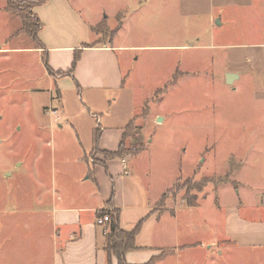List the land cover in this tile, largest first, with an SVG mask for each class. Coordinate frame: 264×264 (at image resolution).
Masks as SVG:
<instances>
[{
	"label": "crops",
	"instance_id": "crops-1",
	"mask_svg": "<svg viewBox=\"0 0 264 264\" xmlns=\"http://www.w3.org/2000/svg\"><path fill=\"white\" fill-rule=\"evenodd\" d=\"M174 1L183 24L188 18L204 20L209 39L201 40L197 32L184 34L183 42L169 45V50L183 52V58L175 59L171 75L160 78L154 92L146 93L134 64L139 56H128L135 46L116 44V36L129 24L125 14L112 27L109 15L83 11L72 0H60L58 5L47 0L33 8L42 23L39 46L20 32L21 20L5 9V0L1 8L9 13L6 17L10 21L17 23L15 31L7 32L5 38L15 37L20 40V50H31L35 64L30 66L31 77L41 81L32 91L48 93L58 104L64 90L76 91L83 105L79 113L52 105L53 111L33 121L32 133L49 132L51 138L41 136L40 140L42 146L52 140L49 146L57 150V156L51 161L49 181L42 178L41 190L33 197L27 196L35 201L34 207L4 211L8 217L3 227L13 230L0 242V264H118L105 249L107 224L97 222L100 213L107 210L118 211L122 230L131 231L140 224L136 248L124 256L129 264H220V259L224 264H264V205L247 204L240 192L236 197L231 190L240 183L237 177L242 173V163L233 159L223 175L203 177L213 179L208 181L212 190L206 193V185L189 204L184 198L172 197V176L155 175L147 147L139 139L141 135L147 138L166 120L159 108L164 99L157 91L165 88L163 93L184 75L195 72L216 70L221 81L235 92L247 85L262 123L264 0ZM139 2L141 8L143 2ZM162 11L170 10L165 5ZM102 21L110 30L115 29L107 40H99L101 34L93 30ZM226 22L244 24L239 32L241 40L236 39L235 30L222 36L214 34V27L221 29ZM215 37L222 41L216 43ZM154 47L164 51L167 46ZM76 49L80 51L79 59L67 72ZM43 50L53 74L44 65ZM153 55L150 59L160 63L159 70L169 63L167 54L157 58ZM58 71L65 73L59 75ZM54 125L57 130L52 128ZM11 129L7 127L8 135ZM17 129L21 131V125ZM2 142L5 145V138L0 139V145ZM122 143L140 150L123 157L105 156L116 152ZM226 157L229 160L230 156ZM16 163L20 166L19 161ZM15 230L23 231L26 237L16 238Z\"/></svg>",
	"mask_w": 264,
	"mask_h": 264
},
{
	"label": "rangeland",
	"instance_id": "rangeland-1",
	"mask_svg": "<svg viewBox=\"0 0 264 264\" xmlns=\"http://www.w3.org/2000/svg\"><path fill=\"white\" fill-rule=\"evenodd\" d=\"M139 1L72 0L83 11L101 13L102 17L111 16L109 24L112 27L126 15L129 24L116 36V44L135 46L134 51H128V56L132 53L139 56L134 64L142 89L148 93L154 92L160 78L171 75L175 59L183 58V52L175 53L168 46L183 42L184 34L192 36L197 32L201 40L206 38L208 41L209 30L204 20L200 19L188 18L183 24V18L176 14L174 0H141V8ZM53 2L58 5L60 0ZM4 3L5 0H0V139L5 138V145L3 142L0 145L1 243L13 230L12 227H3L8 217L4 211L34 207L35 201L27 196L33 197L41 190L42 178L49 181L52 176L51 161L53 156H57V150L52 151L53 146H49L52 140L51 144L44 142L42 146L40 137L49 139L50 133L45 130L44 134L32 133L33 121L53 111L52 105L71 113H79L83 105L81 94L76 91L64 90L60 104L52 102L48 93L32 91V87H38L41 81L31 77L32 67L35 66L31 50H20V40L15 37L8 41L5 38L7 32L15 31L17 23L6 17L9 13L1 8ZM165 5L170 11H162ZM118 11L121 12L113 18ZM243 28V23L226 22L221 29L215 26L214 34L222 36L235 30L238 35L236 39L241 40L239 32ZM107 39L108 34L99 37V40ZM219 41L222 39L215 37V42ZM225 41L231 39L226 38ZM153 45L167 47L164 51H157L156 47L152 48ZM153 54H156L155 58L167 54L165 57L169 63L159 70L160 63L150 59ZM240 89L233 91L231 85L221 81V74L213 70L184 75L176 86H170L158 94L164 99L159 108L166 115V120L162 126L154 128L147 138L141 135L139 139L147 147L155 175L172 176L170 192L173 198L183 200L187 195L195 197L206 185L205 192L211 191L212 184L203 177L223 175L235 159L233 162L242 163L243 167L241 175L237 177L240 183L231 188L232 192L236 197L240 192L244 198L241 200L247 204L264 205V120L260 123L257 108L251 103V89L247 85ZM173 118L178 124L175 125ZM169 122L174 126H170ZM93 124L92 120V127ZM20 125L21 131L17 129ZM7 127L12 128L10 135L7 134L10 132ZM52 128L57 130L56 125ZM150 139L152 142H149ZM227 155L230 156L229 160ZM16 160L20 166H17L18 163L14 165ZM15 234L18 239L26 237L20 230H15ZM220 264H224L222 259Z\"/></svg>",
	"mask_w": 264,
	"mask_h": 264
},
{
	"label": "trees",
	"instance_id": "trees-1",
	"mask_svg": "<svg viewBox=\"0 0 264 264\" xmlns=\"http://www.w3.org/2000/svg\"><path fill=\"white\" fill-rule=\"evenodd\" d=\"M47 0H36L34 2L26 1V0H6V6L5 9L15 15H17L21 20V28L20 32L26 34L28 37L33 39L34 41H37L39 46L40 42L38 39V33L42 27V23L39 20L38 16L33 12V8L37 5H40L42 3H45ZM120 20V19H119ZM118 20V21H119ZM93 30L101 35H107L108 38L113 35L115 32L114 30H109L106 26V23L102 21L101 23L97 24L93 27ZM87 46V45H84ZM46 51H42V57L44 65L48 71L49 74H53V70L49 67L47 61H46ZM80 56V51L76 49L73 54V60L71 64V68L67 72H71L75 64L77 63ZM59 75H63L65 72L58 71ZM165 88H160L157 92L158 94L162 93V91ZM93 139L96 142L98 139V133L95 131L93 135ZM138 149L131 150L127 147H125L124 143H122L119 147V149L116 152H107L105 154L108 158H114V157H123L127 153L137 154L139 152ZM213 180L212 178H207V182ZM187 203L193 204L194 197L192 196H185L184 198ZM108 215V221H106L107 227H108V233L106 237V245L105 249L107 253L110 255H114L117 259L118 264H129L126 262L124 256L125 253L129 250L135 249V236L137 235V232L139 230V225H137L133 230L126 231L122 230L119 226V216L118 211H102L100 213L101 216Z\"/></svg>",
	"mask_w": 264,
	"mask_h": 264
},
{
	"label": "built area",
	"instance_id": "built-area-1",
	"mask_svg": "<svg viewBox=\"0 0 264 264\" xmlns=\"http://www.w3.org/2000/svg\"><path fill=\"white\" fill-rule=\"evenodd\" d=\"M106 221H108V215L106 214L97 219L98 223L106 222Z\"/></svg>",
	"mask_w": 264,
	"mask_h": 264
}]
</instances>
